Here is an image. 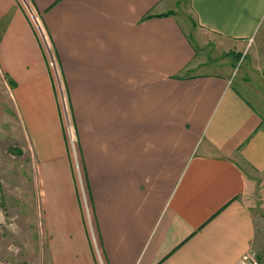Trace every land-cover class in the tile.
<instances>
[{"label":"crops","instance_id":"1","mask_svg":"<svg viewBox=\"0 0 264 264\" xmlns=\"http://www.w3.org/2000/svg\"><path fill=\"white\" fill-rule=\"evenodd\" d=\"M29 1L61 83L17 0H0V71L21 126L26 106L24 140L48 186L46 264H235L248 250L260 259L264 123L231 63L210 71L200 59L180 0ZM187 1L191 28L234 55L264 21V0Z\"/></svg>","mask_w":264,"mask_h":264},{"label":"rangeland","instance_id":"2","mask_svg":"<svg viewBox=\"0 0 264 264\" xmlns=\"http://www.w3.org/2000/svg\"><path fill=\"white\" fill-rule=\"evenodd\" d=\"M17 1L28 15L29 10L33 11L29 0ZM176 8L181 12H177L176 15L181 26L200 46V59L212 65L207 67L210 71L221 69L216 65L223 67L225 62L227 66L231 63L228 71L233 74L232 82L252 101L264 123V21L256 37L251 39L250 48L242 52V55L237 53L241 56L239 57L231 52L227 44L218 41L212 35L197 33L191 28L192 18L191 14L190 17L187 16L189 11L187 0H180ZM183 12L187 17L182 15ZM51 54L54 64L50 67L61 83L60 69L53 49ZM9 79L8 75L0 71V264H46L43 246L47 237H40L38 231L42 221L40 207L43 205L44 190L48 186L40 184L38 166L32 160L24 140L26 106L23 104L20 105V110L24 126L19 125L16 120L14 113L16 92L12 91ZM11 81L13 82L12 79ZM67 112L68 123L74 133L69 108ZM256 209L259 210V206ZM258 220L264 222V219L259 217ZM262 229L264 230V226ZM255 249L258 252L261 250L259 256L264 262L262 237L255 240Z\"/></svg>","mask_w":264,"mask_h":264},{"label":"built area","instance_id":"3","mask_svg":"<svg viewBox=\"0 0 264 264\" xmlns=\"http://www.w3.org/2000/svg\"><path fill=\"white\" fill-rule=\"evenodd\" d=\"M33 11L29 10L30 19L33 22L34 26L37 28L40 40L42 41V43L44 44V46L46 48L47 54L49 55L48 58H49L50 65H53L54 64V60H53V56L51 54L52 52L50 50L47 38L45 36V33L43 31V28L40 25V22H39L37 16L35 15V13ZM61 101H62L63 109H64L65 114H66V122L65 123H66V130H67L68 138H69V141H70L71 146H72V151H73L74 156L76 158V153H75V148H74L75 136H74V133H73V131H72V129L69 126V123H68V121H69L68 112H67L68 108H67V104H66L64 96H62ZM83 200H84V203H85V199H83ZM235 264H264V262L261 261L258 258L257 253H255L253 250H248L247 252L243 253L236 260Z\"/></svg>","mask_w":264,"mask_h":264},{"label":"trees","instance_id":"4","mask_svg":"<svg viewBox=\"0 0 264 264\" xmlns=\"http://www.w3.org/2000/svg\"><path fill=\"white\" fill-rule=\"evenodd\" d=\"M235 56H239V57H241L240 55H238V54H236ZM8 83H10L11 84V86H13V82L9 79L8 80Z\"/></svg>","mask_w":264,"mask_h":264},{"label":"bare ground","instance_id":"5","mask_svg":"<svg viewBox=\"0 0 264 264\" xmlns=\"http://www.w3.org/2000/svg\"><path fill=\"white\" fill-rule=\"evenodd\" d=\"M70 126V125H69Z\"/></svg>","mask_w":264,"mask_h":264}]
</instances>
